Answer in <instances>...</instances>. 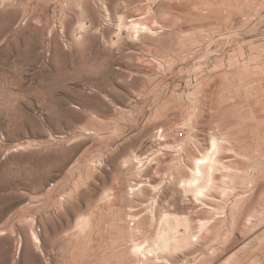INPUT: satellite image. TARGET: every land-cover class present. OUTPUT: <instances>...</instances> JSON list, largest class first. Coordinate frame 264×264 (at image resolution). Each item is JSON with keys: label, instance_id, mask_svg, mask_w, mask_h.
I'll return each mask as SVG.
<instances>
[{"label": "rangeland", "instance_id": "1", "mask_svg": "<svg viewBox=\"0 0 264 264\" xmlns=\"http://www.w3.org/2000/svg\"><path fill=\"white\" fill-rule=\"evenodd\" d=\"M0 264H264V0H0Z\"/></svg>", "mask_w": 264, "mask_h": 264}, {"label": "bare ground", "instance_id": "2", "mask_svg": "<svg viewBox=\"0 0 264 264\" xmlns=\"http://www.w3.org/2000/svg\"><path fill=\"white\" fill-rule=\"evenodd\" d=\"M218 150H219V145L217 141L215 139H212L211 140V155L209 157L208 156L206 157L210 168H212L216 162L214 155L217 153ZM196 174L201 175V164L200 163H195L193 177L190 182V186L192 185L195 188H196V181H198L200 178V177H196Z\"/></svg>", "mask_w": 264, "mask_h": 264}]
</instances>
